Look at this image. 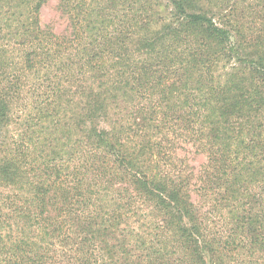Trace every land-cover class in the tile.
<instances>
[{"label": "trees", "instance_id": "trees-1", "mask_svg": "<svg viewBox=\"0 0 264 264\" xmlns=\"http://www.w3.org/2000/svg\"><path fill=\"white\" fill-rule=\"evenodd\" d=\"M49 1L0 0V264H264V0Z\"/></svg>", "mask_w": 264, "mask_h": 264}, {"label": "rangeland", "instance_id": "rangeland-1", "mask_svg": "<svg viewBox=\"0 0 264 264\" xmlns=\"http://www.w3.org/2000/svg\"><path fill=\"white\" fill-rule=\"evenodd\" d=\"M59 0H50L41 11V21L44 25H51L57 33H62L67 25L65 19L60 17L59 12L57 11V5ZM190 165L199 169V167L206 161L205 157L202 155H192L189 156ZM68 258H57L60 264H69L67 261Z\"/></svg>", "mask_w": 264, "mask_h": 264}]
</instances>
